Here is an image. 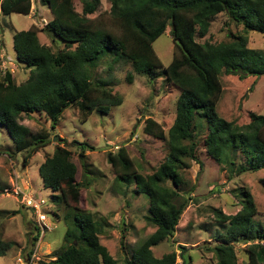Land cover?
Masks as SVG:
<instances>
[{"label":"trees","instance_id":"obj_1","mask_svg":"<svg viewBox=\"0 0 264 264\" xmlns=\"http://www.w3.org/2000/svg\"><path fill=\"white\" fill-rule=\"evenodd\" d=\"M111 7L107 17L111 28H99L96 19H88L100 1L81 0L78 14L72 0H40L50 12L51 19L40 30L31 26L13 34V49L17 64L29 70L27 79L16 85L10 72L0 79V126L12 140L16 152H26L23 164L41 148L49 144V135L43 131L32 134L21 124V117L42 113L54 128L62 113L70 106L78 117L86 121L93 113L107 114L110 107L122 105V98L102 82L93 80L99 64L109 58L111 64L126 61L137 75H147L156 69L180 94L175 107V118L165 133L152 118H146L143 133L165 141L168 154L163 163L146 177L137 174L125 147L107 153L116 180L134 183L137 192L148 195L149 214L144 220L155 228L154 232L133 252L123 264H189L185 248L178 245L179 254L172 251L160 258L153 256L151 248L172 238L180 217L187 207L184 200L175 204L182 184L181 173L187 169L185 160L199 164L198 138L206 134L203 146L208 156L219 165L231 168L236 154L246 159L248 171L264 170V114L248 115V123L238 125L227 122L216 114V105L222 94L219 77L222 73L239 80L264 76V53L247 47L246 34L253 32L264 38V0H107ZM30 0H0V13L9 16H28ZM225 13L242 26L243 35H234L229 43L199 44L211 20ZM170 27L173 55L170 64L163 67L152 48L153 42ZM45 33L52 43H61L62 49L53 52L39 43L37 34ZM131 76L127 80H131ZM129 82V81H128ZM130 83V82H129ZM252 87L249 88L251 90ZM78 160L82 172L86 171L85 152L92 150L80 144ZM246 171L238 167L237 173ZM78 168L70 151L56 145L53 155L38 168L45 189L53 195V203L64 204L75 214L66 215L63 247L49 261L28 264H116L106 248L99 243L100 222L80 207L83 182L77 181ZM169 182L171 187L165 184ZM264 188V180L262 181ZM241 209L234 215L214 211L216 220L225 226L221 240L207 252L213 254L215 264H237L236 244L249 245L245 264H264L263 229L255 225L258 215L251 194L242 195ZM11 243L0 240V257L5 256ZM259 259H261L259 261Z\"/></svg>","mask_w":264,"mask_h":264},{"label":"rangeland","instance_id":"obj_2","mask_svg":"<svg viewBox=\"0 0 264 264\" xmlns=\"http://www.w3.org/2000/svg\"><path fill=\"white\" fill-rule=\"evenodd\" d=\"M30 1L32 8L28 16L0 13V79L8 71L16 85L27 79L29 70L17 64L13 34L26 31L32 25L40 30L51 19L48 8L40 0ZM99 1L96 11L87 18L96 19L99 28L107 30L111 28V19L107 17L111 5L107 0ZM72 3L74 10L81 14V0H72ZM170 30L167 27L152 44L164 68L170 64L173 55ZM243 34L242 26L222 13L211 20L207 35L195 40L199 44L219 45L231 42L234 35ZM37 37L41 45L53 52L63 48L61 43H52L51 37L45 33L39 32ZM246 38L248 48L264 53V38L260 34L250 32ZM110 61L107 58L99 64L93 80L104 83L112 93L121 97L122 105L110 107L107 114L93 112L86 121H82L77 109L70 106L54 128L42 113L22 116L21 124L32 134L45 131L49 135V144L33 154L26 165L23 164L26 152H16L6 130L0 126V240L11 243L5 256L0 257V264H27L28 255L33 263L49 261L63 247L66 231L63 219L76 212L64 204L55 205L51 197L57 194L44 188L38 174L39 166L53 155L56 145L70 151L78 168L77 181L83 182L84 186L80 207L103 226L98 235L99 243L116 264L130 259L135 249L154 232L155 228L144 220L145 216H150L148 195L137 192L134 183L118 182L106 158L107 153H115L123 146L137 174L144 177L153 174L166 158L168 147L165 141L143 133L144 121L152 118L167 133L175 118L180 91L166 81L161 69L150 75H137L128 62L111 64ZM128 76L132 77L131 80H127ZM219 81L222 94L215 110L220 118L245 125L249 114H264V76L239 80L222 73ZM205 136L204 133L197 140V157L202 167L186 159L187 169L181 173V196L175 199V204L185 200L187 207L173 237L151 248L156 258L172 251L178 255L180 245L186 247L189 264H215L213 254L206 248L221 240L226 227L217 222L214 211H221L224 215L236 214L241 209L244 191L253 198L258 211L253 221L262 233L264 170L248 171L246 159L239 153L232 156L234 164L231 168L219 165L206 153L203 146ZM80 144L92 149L84 153V175L78 160ZM238 167L246 171L237 173ZM165 185L171 187L169 182ZM28 197L46 203L41 212L46 216L44 224H39L37 215L24 206L23 200ZM248 246L234 245L237 264L247 263ZM176 264H181L178 258Z\"/></svg>","mask_w":264,"mask_h":264},{"label":"built area","instance_id":"obj_3","mask_svg":"<svg viewBox=\"0 0 264 264\" xmlns=\"http://www.w3.org/2000/svg\"><path fill=\"white\" fill-rule=\"evenodd\" d=\"M23 203L27 209L31 210L33 213H35L37 215L39 224L40 223L44 224V222L46 221V216L44 214H42L41 212H42V209L46 203L43 200L38 201V200L33 199L31 197L25 198L23 200ZM42 229H44L43 226H42ZM26 262L28 264V261H26Z\"/></svg>","mask_w":264,"mask_h":264}]
</instances>
